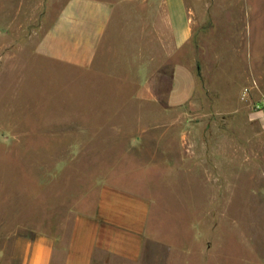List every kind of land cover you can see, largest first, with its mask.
<instances>
[{"label":"rangeland","instance_id":"1","mask_svg":"<svg viewBox=\"0 0 264 264\" xmlns=\"http://www.w3.org/2000/svg\"><path fill=\"white\" fill-rule=\"evenodd\" d=\"M64 1L0 0V263L23 264L38 234L66 243L115 176L150 199L149 241L138 262L105 264H264V0H186L193 36L173 59L158 43L156 97L135 72L151 45L139 15L120 21L118 80L105 33L89 68L39 54ZM181 57L198 82L176 106Z\"/></svg>","mask_w":264,"mask_h":264},{"label":"crops","instance_id":"2","mask_svg":"<svg viewBox=\"0 0 264 264\" xmlns=\"http://www.w3.org/2000/svg\"><path fill=\"white\" fill-rule=\"evenodd\" d=\"M64 2L55 15L45 22L43 19V26H37V32L43 31L37 46L39 54L71 67L89 68L105 33V80H118L113 78L120 66L116 44L124 41L125 34L119 37V32H124L119 29L120 21L127 13L139 15L147 19L144 37L151 44L145 61L135 70L140 85L141 81L145 83V96L157 95L153 81L158 71V43L163 44L165 56L173 59L187 48L193 36L186 0ZM184 59L178 58L171 74L168 97L176 106L187 103L197 90V71ZM115 181V176L108 177L93 188V204L86 203L79 210L66 243L38 234L23 264H105V255L129 263L141 260L149 241L150 199Z\"/></svg>","mask_w":264,"mask_h":264},{"label":"built area","instance_id":"3","mask_svg":"<svg viewBox=\"0 0 264 264\" xmlns=\"http://www.w3.org/2000/svg\"><path fill=\"white\" fill-rule=\"evenodd\" d=\"M257 109L264 114V101H262L260 105H258Z\"/></svg>","mask_w":264,"mask_h":264}]
</instances>
